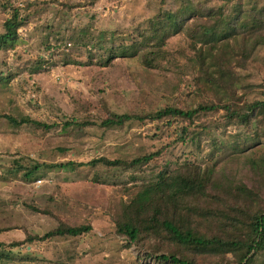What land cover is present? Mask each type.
I'll use <instances>...</instances> for the list:
<instances>
[{
  "label": "rangeland",
  "instance_id": "374dc122",
  "mask_svg": "<svg viewBox=\"0 0 264 264\" xmlns=\"http://www.w3.org/2000/svg\"><path fill=\"white\" fill-rule=\"evenodd\" d=\"M13 1L14 6L30 12L26 9L28 0ZM38 1L48 2V8L34 13L19 28L13 44L0 50V262L166 264L159 258L161 254L191 259L179 243L161 241L164 235L158 222L168 214L183 220L194 215L201 232L220 233L213 218L201 209L212 202L209 194L200 190L188 191L183 197L177 194L175 179L179 180L187 168L201 167L206 179L234 200L238 198V189L245 186L257 202L264 201V125H260L252 140L234 121L225 119L220 110L207 117L213 123L211 134L203 133L196 139L189 136V140L183 141V122L176 118L103 124L112 115L155 110L167 104L194 106L199 99L188 92V71L164 67V63L162 67L147 68L140 60L127 57H117L110 66L99 64L95 57L93 64H87L86 51L78 59L86 64L65 65L59 60L61 49L51 55L45 49L48 42H57L49 36L50 29L71 30L84 39L89 30L96 45L93 53L106 54L103 46L112 42L103 40L101 48L97 34L103 31L107 37L112 35L117 44L130 43L159 11L160 0ZM3 2L0 0V30L11 16L10 8ZM262 2L242 0L246 7ZM210 3L217 5L222 0ZM205 20L187 21L183 35L172 37L168 47L176 49L186 44V37L196 41ZM63 43L72 47L69 40L63 39ZM38 57H46L47 62L34 73L32 68ZM177 59L185 61L180 55ZM238 70L244 84L252 85L245 97L262 98L264 46L244 70ZM5 115L25 122H11ZM85 121L91 123L76 124ZM67 122L72 123L65 126ZM156 151L161 153L157 161L144 164L115 166L102 160L132 163ZM16 159L39 162L42 166L38 176L28 180L24 169L13 170ZM97 159L100 160L95 164H89ZM68 161L84 164L61 166ZM138 209L143 211L139 215L142 244L127 245L118 224ZM65 221L90 224L92 230L82 237L9 247L14 241L24 240L29 232L42 234ZM222 232L227 236L236 234L233 229ZM8 254L10 258L6 259ZM225 257L220 254L217 259ZM255 261L264 264V256H257Z\"/></svg>",
  "mask_w": 264,
  "mask_h": 264
},
{
  "label": "trees",
  "instance_id": "16d2710c",
  "mask_svg": "<svg viewBox=\"0 0 264 264\" xmlns=\"http://www.w3.org/2000/svg\"><path fill=\"white\" fill-rule=\"evenodd\" d=\"M3 3L11 11V16L4 21L0 30V50H7L17 39L19 28L23 23L34 13L46 10L48 2L28 0L26 2V9H30L28 13L24 12L22 7L14 6L13 0H4ZM197 18L206 20L200 24L196 41L186 37V44H181L176 49L169 48L168 41L176 35H183L186 22ZM49 31V36L57 42H48L45 49L51 51L49 55L54 54L56 49H61L59 60L65 65L93 64L95 57L98 58L99 64L110 66L117 57H127L140 60L147 68L162 67L164 63V67L172 66L176 71L182 69L189 72L191 80H189L188 92L195 94L199 99L194 106L167 104L155 110L112 115L103 120L105 125L115 126L123 125L128 121H161L176 118L183 122L181 134L183 141L189 140V136L191 139H196L203 133L211 134L213 123L207 117L220 110L224 111L225 119L234 121L252 140L256 138L260 125H264V90L262 98H246V90L251 89L252 85L244 84L238 70H244L247 64L254 60L258 49L264 46V2L246 7L242 0H222V3L217 5H211L210 0H160L159 11L149 18L148 25L138 32L139 37L130 43L117 44L113 42L112 35L107 37L105 32H99L96 39L98 45L104 47L102 50L106 51V54L93 53L92 49L96 45L91 41L94 35L89 30L85 35L83 34L86 39L71 30L62 32L50 29ZM63 39L69 40V45L72 47L64 43L62 45ZM103 40H110L112 43L110 46H103L101 44ZM84 51L88 56L86 63L78 60L83 56ZM178 55L185 58V61L177 59ZM44 62H47L46 57H38L32 68L33 72H38ZM5 117L11 122H25V119L17 121L10 115ZM71 123L67 122L65 126ZM90 123V121L76 122L78 125ZM160 154V151L147 153L134 159L132 163L120 159L102 160L115 166L144 164L150 160L157 161L156 157ZM98 160L100 159L92 160L89 164L93 165ZM83 164L84 162L68 161L61 166L69 168ZM41 166L37 161L25 162L16 159L12 168L15 171L24 169V176L32 180L38 176ZM205 175L201 167L187 168L183 170L179 180L175 179L177 183L174 186L178 189L177 194L182 197L191 190H200L209 194L212 202L201 209L204 214L213 218L215 229L220 233L216 234L214 230L201 232L195 220L197 217L194 215H188L183 220L168 214L158 221L164 235L161 241L164 244H170L171 241L179 243L192 258H184L177 254H161L159 258L166 264H256L257 256H264V201L257 202L254 193L245 186L238 189V198L234 200L210 183ZM150 190L153 191V187ZM32 210L47 213L46 210L37 207H32ZM145 210L144 207L143 211ZM143 211L136 210L133 216L127 217V220L118 224L119 232L127 238V245L142 244L139 241L141 234L139 215ZM154 212L156 214V211ZM224 229H233L236 234L227 236L222 232ZM91 230L90 224L60 222L56 227L42 234L29 232L24 240L14 241L9 247L11 249L25 242L31 244L34 241L53 238L82 237ZM220 254L226 257L218 260ZM227 254H231V257H227ZM9 258L8 254L6 259ZM0 264L6 263L0 262Z\"/></svg>",
  "mask_w": 264,
  "mask_h": 264
}]
</instances>
